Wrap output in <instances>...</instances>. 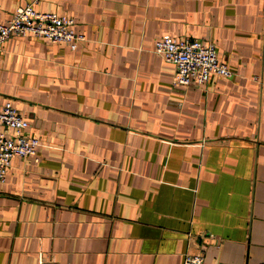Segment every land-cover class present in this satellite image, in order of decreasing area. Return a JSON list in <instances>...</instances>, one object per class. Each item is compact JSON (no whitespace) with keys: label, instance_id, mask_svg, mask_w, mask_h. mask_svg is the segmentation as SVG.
<instances>
[{"label":"crops","instance_id":"1","mask_svg":"<svg viewBox=\"0 0 264 264\" xmlns=\"http://www.w3.org/2000/svg\"><path fill=\"white\" fill-rule=\"evenodd\" d=\"M29 3L85 40L0 55V104L39 140L0 183V264H264V0H0V23ZM163 35L233 75L176 84Z\"/></svg>","mask_w":264,"mask_h":264},{"label":"built area","instance_id":"2","mask_svg":"<svg viewBox=\"0 0 264 264\" xmlns=\"http://www.w3.org/2000/svg\"><path fill=\"white\" fill-rule=\"evenodd\" d=\"M34 3L18 7L6 23H0V55L6 41L12 37H37L50 43H66L71 48L85 36L74 31V20L52 12H38ZM154 52L175 66L174 82L178 85H203L211 74L230 77L233 72L218 60L215 46L209 42L186 38L177 40L163 35L155 43ZM27 117L11 101L0 104V183L14 156H36L39 140L26 135ZM37 158V157H36ZM38 264H54L38 253ZM183 264H214L205 261L201 253L184 251Z\"/></svg>","mask_w":264,"mask_h":264}]
</instances>
